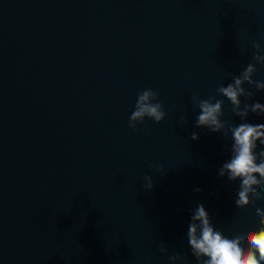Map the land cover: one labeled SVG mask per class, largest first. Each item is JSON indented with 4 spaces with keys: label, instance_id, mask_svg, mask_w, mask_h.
<instances>
[{
    "label": "water",
    "instance_id": "1",
    "mask_svg": "<svg viewBox=\"0 0 264 264\" xmlns=\"http://www.w3.org/2000/svg\"><path fill=\"white\" fill-rule=\"evenodd\" d=\"M254 41L264 48V0H0V264H197L199 204L225 235L258 228L235 204L239 179L219 175L231 132L196 127L192 100L244 122L217 88L254 63ZM243 86L241 107L264 104ZM147 88L166 116L132 128Z\"/></svg>",
    "mask_w": 264,
    "mask_h": 264
},
{
    "label": "clouds",
    "instance_id": "2",
    "mask_svg": "<svg viewBox=\"0 0 264 264\" xmlns=\"http://www.w3.org/2000/svg\"><path fill=\"white\" fill-rule=\"evenodd\" d=\"M253 47L255 49L254 63H249L239 75L233 77L232 82L226 86L221 84L217 88V92L230 101L232 111L244 122L239 125H229L227 121L221 120L223 100L214 97L200 99L196 95H193L192 100L198 103L200 109L195 121L196 127H206L211 132H221L225 129L231 132L233 140L231 158L222 164L219 175L221 177L226 175L230 181L239 179L235 204L241 208L251 204L259 217V227L249 229L243 235L239 231L225 235L216 230L209 212L203 204H199L191 215L187 232L191 252L197 264H262L264 262V208L258 206L253 200V197L262 198L260 190L264 189V147H261L259 151L256 150L257 142L259 145H264V123L253 124L246 121L249 111L264 114V104L245 103L241 107L240 99L241 96L254 95L251 90L245 89L243 86L245 83L254 85L256 90H264V81L253 79L257 72L256 65H264V48L255 41ZM165 116L163 102L158 99V93L147 88L138 94L135 110L129 117V126L135 128L145 118L160 122ZM191 139H199V133L192 132ZM144 179L147 181L144 187L151 189L152 178L146 176ZM195 191L200 192L202 189L197 188ZM245 240L246 247L243 246ZM160 251L164 253L167 249L161 245ZM169 259L177 261L184 259V256L177 253Z\"/></svg>",
    "mask_w": 264,
    "mask_h": 264
}]
</instances>
